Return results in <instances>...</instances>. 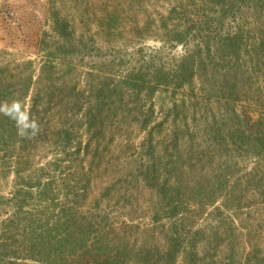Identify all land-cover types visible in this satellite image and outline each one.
I'll use <instances>...</instances> for the list:
<instances>
[{
	"label": "rangeland",
	"instance_id": "obj_1",
	"mask_svg": "<svg viewBox=\"0 0 264 264\" xmlns=\"http://www.w3.org/2000/svg\"><path fill=\"white\" fill-rule=\"evenodd\" d=\"M259 14L241 9L219 19L203 0H0V124L9 127L0 132V264H42L36 260L60 240L53 264H107L103 256L82 258L78 238L88 229L127 248L129 259L107 258L114 264H154L145 251L155 243L164 250L159 232L175 229L193 245V264H264V155L249 152L257 146L252 136L264 133V65L255 68L256 41L264 36ZM203 16L211 19V37L252 38L239 68L209 65L211 74L226 72L218 81L237 100L195 109L196 122L201 116L204 131L219 140L231 133L251 139L239 169L220 180L217 163L236 160L218 154L219 145L217 156L178 146V170L164 174L174 149L162 142L165 133L150 131L160 125L161 132V123L179 127L192 109L184 92L136 93L121 84L134 72L174 71L187 46L170 42L171 34L190 33L188 41L204 35ZM47 177L53 201L38 197ZM212 191H220L214 201L193 211ZM175 201L178 215L167 219ZM15 213L19 222L8 229ZM175 264L189 263L180 254Z\"/></svg>",
	"mask_w": 264,
	"mask_h": 264
},
{
	"label": "trees",
	"instance_id": "obj_2",
	"mask_svg": "<svg viewBox=\"0 0 264 264\" xmlns=\"http://www.w3.org/2000/svg\"><path fill=\"white\" fill-rule=\"evenodd\" d=\"M203 4L211 12V14L215 13L219 19L227 17L232 13L237 14V12L241 9L251 10L254 15H260L259 13L264 12V0H203ZM203 18L204 20L201 22L199 27H206L208 31L205 32L204 35L195 36L193 41L196 42L188 41L191 37L190 33L186 34L184 32L179 34L174 32L171 34L172 37L170 38V42L175 45L182 44L187 46L184 55L179 58V63L174 71L153 70L151 74L134 72L126 75L121 84H123L125 88H129L136 93L144 90L151 93L161 88L172 89L173 93L184 92L183 98L190 99L192 109L187 110L186 116H184L185 119L179 122V127L174 130H171L170 128L163 129V124L161 123V132L158 130L160 125L153 127L150 131L153 135L154 133H165L161 136L162 142L171 145L174 149V156L169 158L172 162L164 163L162 165V169L165 170L164 174H173L169 168L171 170H178L176 167L180 164V158H178L177 150L178 146H187L188 152L192 154L199 155L202 150H204V152L207 153L212 151L211 153L214 155L215 152H217L218 146L216 145H219L220 151L218 154L223 153L226 159L230 160V157H235L236 160L233 165L231 164V160L228 163L223 161L217 163L216 170L219 173L217 174L216 179L220 180V176H224V173H228L232 169L233 174L235 170L239 169L238 163L241 161L240 158L242 157V151L247 145V142L251 139L255 141V144L257 145L256 147L249 149L252 157L259 158L264 155V133L260 134L262 137L256 138V136H252L250 140H247L245 136H240L237 133H231L228 139L225 138L224 141H222L219 140L216 135H211L208 130L204 131L205 126H203L204 121L201 119V116L199 117V121L196 122L195 117H197V110L195 109L200 102H202L199 105L201 106V110L203 112V105L212 103V101L214 102L215 100H219L222 102H234L237 100L235 99L234 89L231 86H226L225 83H221L227 76L226 72L214 71L211 74L209 65H215L217 67L226 62V64L232 63V69L234 67L239 68L241 52L245 48L248 50L252 41L250 36H225L223 38H218V36L211 37L209 36L212 32L210 22L211 19H207V16H203ZM256 43L258 53L255 56L257 62L255 68L259 70V67L264 65V61H262L264 57L262 54L264 53V36L261 39H258ZM250 61L251 59L248 58L247 62ZM207 79L211 82L206 83L205 81ZM218 79H221V82H219ZM192 81L197 82L199 87H193L191 85ZM31 84V77L29 76L27 81L28 90ZM184 114L185 113H183V115ZM179 118L180 117L178 115L174 117L173 121L176 123L177 121H180ZM6 128L9 127L0 124V132L4 133L5 131H3V129ZM1 138L3 139V137ZM258 147L260 148L256 150ZM164 158L166 159L165 156ZM46 179V182L37 184V188L39 189L38 197L43 201H53L54 199L51 198V191H49L52 181L49 182V177ZM216 185L220 188V191L225 188L223 180L217 182ZM220 191L209 192L211 196H208L207 193H203V199H205V201H200V204H197V208L193 209V211H199L204 207L209 206ZM171 202L173 203V201ZM176 209L178 210V205L175 201L174 206L171 208L170 212H168L167 219L174 220V218L177 217L178 213ZM7 222L8 224H6V226L9 227L8 229L14 228V225H17L19 222L18 214H12L11 218L7 220ZM171 224H176V220ZM28 235L31 242H33V239L31 238L33 236L31 234ZM80 235L81 236L78 240L82 242V244L79 245H81L80 249L83 259H85L86 256H92L93 254V258L103 256L104 260L102 262H106L107 264H114L113 261H108L107 258H113L115 256L129 259L128 257L130 256V253L127 252V248L121 243L111 245L110 242L112 241L108 237L107 233L97 230L91 231L88 229L87 231L84 230L83 232H80ZM159 235L167 240L168 245L164 248V250H162L159 248L158 244L155 243L149 251H145L146 261L155 259L154 264H175L177 257L180 254H183L189 264H193V262H195L194 258L196 256L194 253V247L189 242V238H187L185 232L175 229L169 236L168 233L165 234L162 231L159 232ZM89 241H92L91 245L87 244ZM63 245L64 243H62L61 240L58 241L55 248L53 247L48 250H44L46 252H44L45 254L43 257H40L39 260L36 261H41L42 264H53L51 256L58 254L59 252L57 250H60ZM28 249L33 251L35 250L32 246H29ZM64 253L65 251L59 255L60 257L57 258V260L61 257L64 258L67 255ZM73 254L75 253L73 252ZM73 254L69 253V256H72ZM26 257L27 259H32V256L30 255H27Z\"/></svg>",
	"mask_w": 264,
	"mask_h": 264
}]
</instances>
